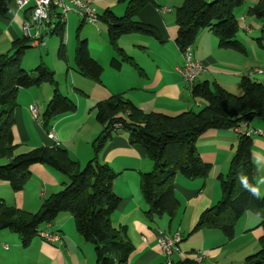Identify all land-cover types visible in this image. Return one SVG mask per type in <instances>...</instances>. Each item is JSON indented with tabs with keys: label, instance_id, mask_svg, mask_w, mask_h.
<instances>
[{
	"label": "crops",
	"instance_id": "1",
	"mask_svg": "<svg viewBox=\"0 0 264 264\" xmlns=\"http://www.w3.org/2000/svg\"><path fill=\"white\" fill-rule=\"evenodd\" d=\"M127 1L100 0L95 9L98 16L111 11L121 17L125 13ZM259 1L246 0L235 12L238 24L236 39L244 45L245 55L219 49L217 38L208 29L198 34L191 50L193 59L203 66V72L197 77L195 84L206 82L211 88L218 85L225 91L240 96L243 93L242 78L255 70H261L262 74H255L252 79L264 85V40L260 46L256 42L261 37L264 21L247 14L249 8ZM183 2L184 0H154L153 4L146 5L135 17V20L151 26L155 30V37L129 34L119 39L118 46L133 59L142 74L127 64H123L117 71L111 69L110 61L114 52L108 42L106 24L102 20L96 25L80 21L78 28L81 25V30L84 26L94 29V40L101 42V48H97L95 43H89L88 33H80V37L88 42L91 57L103 67V73L99 82H95L79 74L76 68H66L65 89L60 91L59 83V91L75 103L76 110L56 117L51 124L58 146L65 149L69 157L80 166L83 167L94 157L92 144L101 132V126L95 119V106L99 102L121 95L145 113L168 116L197 112L204 107V101L192 96L190 88L178 72L183 64V57L175 43L178 30L175 12ZM27 17L28 14L18 11L13 2L10 3L7 14L0 16V56L10 52L12 43L23 37L22 23ZM100 58L103 60L100 61ZM52 93L53 88L48 84L19 90L17 105L13 110L12 128L17 154L38 147L55 146L41 122ZM30 107H35L36 118H33ZM241 130L243 133L250 130L260 133L251 135V158L255 186L259 189L257 194L262 197L264 118H254L243 124ZM239 137L236 130H211L202 135L197 141V151L201 159L211 165L208 176L195 180L176 176L174 194L179 206L175 216L172 219L165 215L150 219L146 215L148 206L141 195L140 177L151 170L152 162L142 147L129 144L126 132L112 134L97 159L117 174L112 189L121 201L110 220L114 228H125L133 245L134 250L127 264H167V258L157 242L158 232L168 236L180 234L181 254L174 256V263L194 261L196 256L201 255L200 264H242L247 256L259 250V240L263 235L260 223L264 220V211L259 210L254 203H250L247 212L237 222L234 237L230 240L219 231H193L199 217L221 199L218 178L227 173ZM30 171L31 177L25 188L14 193L16 205L9 206L26 211H33L34 208V211H38L47 194L51 196L58 193L66 183L64 176L47 166L34 165ZM8 189L12 191L7 183L0 182V194ZM26 202L30 204L29 208L26 207ZM32 202L36 204L31 205ZM69 220H73L71 215L62 213L54 223L42 226L41 231L58 234L61 243L46 245L51 251V257L48 259L44 256V262L39 263L38 260L36 264H48L47 260L49 264H65L62 257H68V264H80L65 241L63 228ZM1 233L16 235L9 230L0 231ZM5 246L8 249V245L3 244Z\"/></svg>",
	"mask_w": 264,
	"mask_h": 264
},
{
	"label": "trees",
	"instance_id": "2",
	"mask_svg": "<svg viewBox=\"0 0 264 264\" xmlns=\"http://www.w3.org/2000/svg\"><path fill=\"white\" fill-rule=\"evenodd\" d=\"M11 0H0V16H5ZM154 0H128L125 13L118 17L106 11L99 20L107 26V37L114 56L110 68L119 70L130 65L142 74L133 59L118 46L121 37L141 34L155 37V30L135 17ZM246 0H184L175 12L177 34L175 43L182 51L191 47L198 34L210 30L218 40L221 50L245 55L246 49L237 39L238 24L235 12ZM248 16L264 21V0L250 7ZM77 30L75 63L79 74L99 82L103 67L90 55L88 42ZM60 37L58 57H65V27L58 26L49 33ZM264 40L256 39L260 46ZM32 42L22 37L12 43L11 51L0 56V182L9 185L13 193L21 192L31 177V167L44 165L64 176L63 188L45 199L38 211L29 213L0 202V231L9 230L18 236L23 248H27L38 236L43 225L56 221L62 213H69L82 240L94 247L96 264H127L134 248L125 228H114L111 215L120 205V198L113 192L117 174L97 155L113 133L124 131L130 145L142 147L152 162L149 172L140 177L141 195L148 206V218L175 216L179 203L174 194L176 176L187 180L205 179L211 165L205 163L197 151V141L211 130H235L254 118H264V85L248 77L242 78L243 93L235 96L218 85L194 84L191 94L205 105L199 111L184 112L176 116L145 113L121 95H115L95 106V119L101 132L92 146L94 157L83 167L72 160L67 151L59 146L38 147L24 153H16L12 133L13 110L17 105L20 89H30L41 84L53 88L41 117L42 126L50 131L53 120L75 112L76 105L62 95L53 73L42 64L34 69V75L22 68L25 51ZM47 132V133H48ZM239 141L230 161L227 173L219 176L220 201L207 209L198 219L193 231L212 230L221 232L227 240L234 237L235 226L247 212L250 203L264 211V195L257 198L246 190L242 178L255 187L251 158V136L239 134ZM5 161V163H1ZM263 235L259 250L247 256L242 264H264V220L260 223ZM172 264H200L184 260Z\"/></svg>",
	"mask_w": 264,
	"mask_h": 264
},
{
	"label": "rangeland",
	"instance_id": "3",
	"mask_svg": "<svg viewBox=\"0 0 264 264\" xmlns=\"http://www.w3.org/2000/svg\"><path fill=\"white\" fill-rule=\"evenodd\" d=\"M79 23L80 19L75 14H69L67 16L65 25V57L63 59L58 57L60 37L50 34L46 35L43 32L42 44L38 46L32 44L31 48H28L25 51V54L22 58V68H24L30 74L34 75V69L42 64L45 68L53 73V78L55 80V83L57 84L58 89V84L60 83V91L63 92L65 89L64 79L66 68H77L75 63V41ZM93 30L94 29L84 26L82 30H80V33H88L90 37L89 43H95L97 45V48H101L99 46L101 42L98 40H94L96 39V33ZM102 60L103 58L100 61ZM257 66L262 67L259 65ZM194 110L197 109L194 108ZM27 151L25 150V152ZM0 197H2V200L6 205H16V197L14 196V193L10 191V189H8V191L6 192L1 193ZM48 197H50V194H47L44 200ZM35 204L36 203L34 202L31 203V205ZM25 205L28 208L30 207V204L27 202ZM20 210L26 211L24 209ZM32 210L33 211L26 212L35 213L37 211H34V208H32ZM63 232L65 234V241L68 244V247H70V251L76 257L75 259L77 262H79L80 264H96L94 247L85 243L78 235L73 220L65 222ZM3 244L8 245V249H4ZM46 245L51 246L44 240L38 239V237H36L27 248H23L20 244V241L18 242V236L14 234L9 235L8 233H1L0 264H36V261L38 260L39 263L44 262L43 258L47 257L49 259L51 257V251L48 247H46ZM62 258L64 259L65 264L69 263L70 260L68 261V257ZM46 263L49 264L50 262H48L47 260Z\"/></svg>",
	"mask_w": 264,
	"mask_h": 264
},
{
	"label": "built area",
	"instance_id": "4",
	"mask_svg": "<svg viewBox=\"0 0 264 264\" xmlns=\"http://www.w3.org/2000/svg\"><path fill=\"white\" fill-rule=\"evenodd\" d=\"M20 12H26L28 17L23 20L22 34L28 38L32 44L37 46L42 44L44 32L46 35L55 30L59 25H66L67 16L75 14L83 24L96 25L98 24L99 16L96 12L95 5L100 0H11ZM171 12L170 10H163ZM183 64L178 68L184 83L192 89L197 77L203 72V66L197 60L193 59L191 47H187L181 51ZM255 74H262L261 70H255L247 76L252 79ZM30 112L33 118L37 117L35 107H30ZM237 133L242 134L240 128L235 129ZM49 139L53 140L55 146H58V141L53 128L47 133ZM247 135L260 134L258 131H248ZM38 238L49 244L61 243V237L58 234L47 233L44 231L38 232ZM181 236L175 233L173 236H168L163 232H158L157 242L162 252L167 258V264H172L174 256L180 255ZM7 249V247H4ZM195 262L201 261V255L194 259Z\"/></svg>",
	"mask_w": 264,
	"mask_h": 264
},
{
	"label": "clouds",
	"instance_id": "5",
	"mask_svg": "<svg viewBox=\"0 0 264 264\" xmlns=\"http://www.w3.org/2000/svg\"><path fill=\"white\" fill-rule=\"evenodd\" d=\"M241 183L243 184V186H244V188H245L246 190L250 191V193H251L252 195L259 193V189H258L256 186L254 187V186L250 185V184L247 182V179H246V178H242V179H241ZM254 196H256L257 198H260V197H261V195H254Z\"/></svg>",
	"mask_w": 264,
	"mask_h": 264
}]
</instances>
